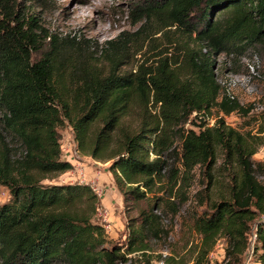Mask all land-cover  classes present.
I'll return each mask as SVG.
<instances>
[{"label": "trees", "instance_id": "trees-1", "mask_svg": "<svg viewBox=\"0 0 264 264\" xmlns=\"http://www.w3.org/2000/svg\"><path fill=\"white\" fill-rule=\"evenodd\" d=\"M7 3L0 0V187L10 197L0 204V264H132L164 232L163 197L127 223L124 242H110L96 220L101 202L92 185L44 183L74 168L62 157L65 123L78 151L110 161L125 202L143 201L167 182L174 216L193 171L204 169L212 182L222 157L234 168L232 182L194 225L206 246L222 235L231 259L240 256L250 223L264 214L257 178L264 161L253 159L264 142L227 125L225 116L253 107L224 90L217 57L264 48V0H143L135 10L141 19L195 35L202 47L183 61L164 57L120 73V54L129 48L120 37L104 49L112 62L105 74L80 55L82 41L46 33L37 16ZM214 109L222 115L208 125ZM255 235L252 264H264V221Z\"/></svg>", "mask_w": 264, "mask_h": 264}, {"label": "rangeland", "instance_id": "rangeland-1", "mask_svg": "<svg viewBox=\"0 0 264 264\" xmlns=\"http://www.w3.org/2000/svg\"><path fill=\"white\" fill-rule=\"evenodd\" d=\"M4 4L6 0H1ZM143 0H9V3L22 15L29 18L35 15L46 33L75 38L82 41L81 56L91 64L97 65L102 73L112 66L105 50L120 37L129 48L121 53L117 69L120 73L138 72L141 66L153 67L159 58L179 57L184 60L191 50H199L202 45L195 35L185 37L175 27H161V21L146 22L135 11ZM2 8L0 7V12ZM205 50H203L204 52ZM249 65L254 66L255 75ZM217 74L227 93L238 98L252 110L243 115L233 112L225 116L227 125L241 133H250L264 142V48H248L244 53H222L217 57ZM219 114L217 109L206 117L208 125H213ZM133 122V117L128 118ZM189 123L185 127H189ZM197 129V128H196ZM262 131V132H261ZM62 157L70 161L74 168L64 173L54 174L44 183H85L96 188L100 196V210L96 220L105 224L110 242H124L126 225L131 219L139 217L142 211L164 198V211L161 215L164 232L158 238L149 241L150 249L145 255H136L132 264H252L254 262L255 231L259 222L264 221V214H258L250 223L248 247L235 260L228 252L229 242L226 237L218 236L206 246L205 238L195 228V219L211 203L227 194L232 182L233 167L223 164L220 157L213 169L214 181L209 182L204 169L196 168L183 189L185 202L177 215L169 209V200L164 188L167 182L159 184L149 192L147 198L134 204L124 201L123 194L115 185L113 174L109 170L110 161H99L76 149L74 130L65 123L59 128ZM254 161H264V144L253 157ZM179 165L178 159L174 160ZM167 174V173H166ZM257 178L264 184V171L257 173ZM167 181V180H166ZM9 192L0 187V204L7 201ZM208 249V253H206ZM233 261V262H232Z\"/></svg>", "mask_w": 264, "mask_h": 264}, {"label": "built area", "instance_id": "built-area-1", "mask_svg": "<svg viewBox=\"0 0 264 264\" xmlns=\"http://www.w3.org/2000/svg\"><path fill=\"white\" fill-rule=\"evenodd\" d=\"M249 68H250V72L252 73V75H255V69H254V66L252 65H249ZM93 187V186H92ZM94 188V187H93ZM94 190L96 191V188H94ZM97 192V191H96ZM99 195V194H98ZM100 197V196H99Z\"/></svg>", "mask_w": 264, "mask_h": 264}]
</instances>
